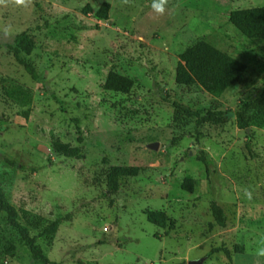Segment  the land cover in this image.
<instances>
[{
	"label": "rangeland",
	"instance_id": "obj_1",
	"mask_svg": "<svg viewBox=\"0 0 264 264\" xmlns=\"http://www.w3.org/2000/svg\"><path fill=\"white\" fill-rule=\"evenodd\" d=\"M103 2L110 4L107 19L95 15ZM151 4H0L2 190L18 221L57 264H188L201 258L202 264H264L256 255L264 247V126L246 133L234 116L197 124L172 106L200 114L234 111L259 95L264 40L242 35L228 14L264 0H168L163 14ZM21 32L34 40L32 52L21 58L34 66L38 80L4 46ZM199 40L248 67L218 96L174 80L179 54ZM110 70L133 79L128 93L103 88ZM110 165L140 170L110 193L104 180ZM187 177L192 191L181 188ZM212 201L222 207L225 226L215 222ZM149 211L164 212L165 226L148 221ZM56 219L54 233L40 234ZM9 238L16 248L0 252V264H42L2 213L0 249Z\"/></svg>",
	"mask_w": 264,
	"mask_h": 264
},
{
	"label": "trees",
	"instance_id": "obj_2",
	"mask_svg": "<svg viewBox=\"0 0 264 264\" xmlns=\"http://www.w3.org/2000/svg\"><path fill=\"white\" fill-rule=\"evenodd\" d=\"M110 4L103 2L95 11L99 19H107ZM91 7L86 5L84 12H89ZM228 21L240 31L242 35L250 39L264 40V5L248 8H236L229 12ZM4 46L13 53L17 62H19L32 79L38 80L39 74L34 66L27 60L21 58V55H29L34 48V40L26 32L15 34L10 42ZM247 65L239 59L233 57L226 51L219 49L206 40H199L187 47L179 54V59L175 67L174 80L179 85L191 86L198 85L207 93L218 96L226 89L237 83L247 72ZM133 86V79L116 71L110 70L104 80L103 88L116 92L128 93ZM165 99V96H164ZM175 112L179 109L184 111L187 116L195 117L196 123L204 122L223 123L234 116L236 126L245 130L251 126H264V84L260 93L255 98L244 99L240 101L238 107L232 110L207 109L203 114L191 110L187 107L172 102ZM251 138V135H247ZM249 147V143H247ZM202 160H204L202 158ZM140 170L137 165H110L105 171L106 190L110 193L116 192L119 187V180L127 176H136ZM193 179L184 178L181 188L187 191L193 190ZM210 210L215 222L220 226H225V214L220 205L212 201ZM5 213L7 223L13 227L21 242L28 247L31 258L42 264H57L50 260L43 253L41 247L36 243L37 236L30 235L27 227L21 224L17 219V209L7 200L5 193L0 185V216ZM147 220L153 224L164 227L166 215L162 211H149ZM59 224V219L54 220L45 226L40 234L54 233ZM16 246L14 241L9 238L1 246V254H12ZM225 254L230 257L227 248H221ZM235 251L242 250V246L235 245Z\"/></svg>",
	"mask_w": 264,
	"mask_h": 264
},
{
	"label": "clouds",
	"instance_id": "obj_3",
	"mask_svg": "<svg viewBox=\"0 0 264 264\" xmlns=\"http://www.w3.org/2000/svg\"><path fill=\"white\" fill-rule=\"evenodd\" d=\"M29 0H14V3L17 5H26ZM129 0H123V3L127 4ZM6 0H0V4H5ZM168 0H152L151 7L153 11L159 14H163L165 11V6L167 5ZM245 195L251 199V193L248 190H245ZM257 256H264V247H260L256 250Z\"/></svg>",
	"mask_w": 264,
	"mask_h": 264
},
{
	"label": "water",
	"instance_id": "obj_4",
	"mask_svg": "<svg viewBox=\"0 0 264 264\" xmlns=\"http://www.w3.org/2000/svg\"><path fill=\"white\" fill-rule=\"evenodd\" d=\"M249 129L250 128H246L245 129L246 133H249ZM157 146H158V143L157 142H152V143L149 144V147H151L153 149H156ZM202 262H203V258L197 259V260H191V261H189L188 264H202Z\"/></svg>",
	"mask_w": 264,
	"mask_h": 264
}]
</instances>
